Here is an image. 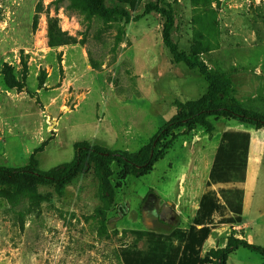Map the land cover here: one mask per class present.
Instances as JSON below:
<instances>
[{
	"label": "rangeland",
	"instance_id": "1",
	"mask_svg": "<svg viewBox=\"0 0 264 264\" xmlns=\"http://www.w3.org/2000/svg\"><path fill=\"white\" fill-rule=\"evenodd\" d=\"M89 1L0 0V166L36 159L49 171L72 162L82 142L138 153L180 104L196 107L209 85L165 46L166 19L146 14L151 3L173 11L178 52L228 81L225 102L264 115V0H105L113 14ZM50 24L68 33L66 45L49 46ZM209 121L179 130L147 176L122 179L114 166V207L93 171L19 199L0 186V264H123L121 248L148 250L133 231L188 229L229 129L252 135L244 223L213 231L203 255L232 235L264 247V129ZM228 264L264 258L239 249Z\"/></svg>",
	"mask_w": 264,
	"mask_h": 264
},
{
	"label": "trees",
	"instance_id": "2",
	"mask_svg": "<svg viewBox=\"0 0 264 264\" xmlns=\"http://www.w3.org/2000/svg\"><path fill=\"white\" fill-rule=\"evenodd\" d=\"M105 0H90L95 11L113 14L105 10ZM157 12L165 19L164 44L177 62L186 63L198 70L206 79L209 88L205 97L196 107L180 104L178 113L166 123L138 153L113 151L87 142L76 145V156L72 162L49 171H42L39 162L33 159L23 168L0 166V186L15 189L19 199L34 194L39 186H56L65 189L78 177L95 172L105 191L111 207L116 204L118 185L113 182L114 166L121 169L122 179L128 176L142 178L150 174L155 165L163 160L167 150L177 139L181 129L193 130L197 126L211 128V117L234 120L250 125L257 130L264 129V115L247 110L237 104L225 102L223 97L230 94L231 86L224 79L209 71L204 64L193 63L178 52L171 40L174 15L170 8L151 3L146 14ZM71 38L56 24L48 29V44L51 48L66 45ZM252 135L249 131L229 129L221 137L199 208L188 229L176 228L170 234L152 231H133L138 241L146 240L148 250L123 247L119 251L123 264H228L231 254L239 249L249 250L264 258V247L251 244L245 239L232 235L225 248L214 256L203 255L204 248L213 231L222 226L237 227L244 223L245 183L248 176Z\"/></svg>",
	"mask_w": 264,
	"mask_h": 264
},
{
	"label": "crops",
	"instance_id": "3",
	"mask_svg": "<svg viewBox=\"0 0 264 264\" xmlns=\"http://www.w3.org/2000/svg\"><path fill=\"white\" fill-rule=\"evenodd\" d=\"M252 147V146H251ZM251 165V149H250V156H249V167H248V176H247V181H246V183H245V186H246V184H247V182L249 183V168L251 167L250 166ZM250 182H251V180H250ZM249 185H250V183H249ZM245 186H244V188H245ZM246 189H245V205H246V198H247V196H246ZM209 241V240H208ZM207 244V243H206ZM206 246V245H205Z\"/></svg>",
	"mask_w": 264,
	"mask_h": 264
}]
</instances>
